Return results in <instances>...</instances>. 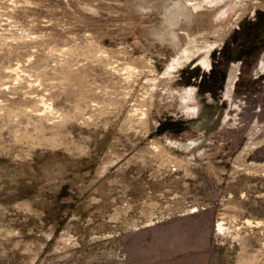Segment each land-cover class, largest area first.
I'll use <instances>...</instances> for the list:
<instances>
[{
	"label": "rangeland",
	"instance_id": "obj_1",
	"mask_svg": "<svg viewBox=\"0 0 264 264\" xmlns=\"http://www.w3.org/2000/svg\"><path fill=\"white\" fill-rule=\"evenodd\" d=\"M260 16L264 0H0V264H264ZM190 42L214 44L225 86L208 48L176 67Z\"/></svg>",
	"mask_w": 264,
	"mask_h": 264
},
{
	"label": "flooded vegetation",
	"instance_id": "obj_2",
	"mask_svg": "<svg viewBox=\"0 0 264 264\" xmlns=\"http://www.w3.org/2000/svg\"><path fill=\"white\" fill-rule=\"evenodd\" d=\"M255 20L256 21L252 22V24L250 26L248 38L251 42L254 43V44H251V47L252 48H253V46L257 47V50L254 52V54L257 53V55H258V54H260V52H261L260 50L262 49V47H264V17L260 16L259 18L255 19ZM263 51H264V49H263ZM247 52L253 53V49H252V51H251V49H248ZM261 55L264 56V53L262 52ZM210 62H211L210 67L212 69L211 77L214 79V83L217 85L219 84V86H225V83L227 80V69L226 68L218 69L214 65H212L211 55H210ZM261 67H262V70L264 71V60H262V62H261ZM234 69H236V78L238 76V67L232 68L230 75H229L228 83H227V91H229L228 87H229V82H230V78H231V73ZM217 75L219 77H216ZM216 78L219 79V81L218 80L216 81ZM235 81H236V79H234V83H233L232 88H231L232 90H233V87L235 85ZM202 84H205L204 81L202 82ZM231 92H230V94H231ZM227 94H228V92H227Z\"/></svg>",
	"mask_w": 264,
	"mask_h": 264
},
{
	"label": "bare ground",
	"instance_id": "obj_3",
	"mask_svg": "<svg viewBox=\"0 0 264 264\" xmlns=\"http://www.w3.org/2000/svg\"><path fill=\"white\" fill-rule=\"evenodd\" d=\"M213 45L214 44H211V43L209 44L208 42H204V43H202V47H197L196 43L190 42V45L182 51L181 55L177 59L176 67L184 66L186 63H188L189 61L194 59L201 49L208 48L207 54L201 59V61L198 63V65H200L206 69L209 68L210 63H211L210 62V52L213 50ZM234 79H236V69H234L231 73V78H230L229 87H228L229 91H227L228 96L230 95V92L232 91L231 88H232V85L234 83Z\"/></svg>",
	"mask_w": 264,
	"mask_h": 264
}]
</instances>
